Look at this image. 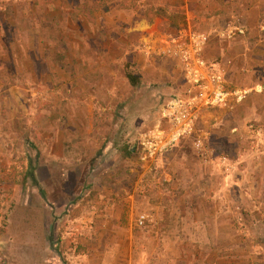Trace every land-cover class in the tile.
Returning <instances> with one entry per match:
<instances>
[{"label": "rangeland", "instance_id": "1", "mask_svg": "<svg viewBox=\"0 0 264 264\" xmlns=\"http://www.w3.org/2000/svg\"><path fill=\"white\" fill-rule=\"evenodd\" d=\"M199 34L226 102L151 155ZM0 264H264V0H0Z\"/></svg>", "mask_w": 264, "mask_h": 264}, {"label": "built area", "instance_id": "2", "mask_svg": "<svg viewBox=\"0 0 264 264\" xmlns=\"http://www.w3.org/2000/svg\"><path fill=\"white\" fill-rule=\"evenodd\" d=\"M209 41L206 34L189 35L165 49V54L183 67L187 93L167 103L159 125L143 136L144 149L151 155L163 152L194 133L201 103L219 106L226 102L225 71L216 70L204 56Z\"/></svg>", "mask_w": 264, "mask_h": 264}, {"label": "trees", "instance_id": "3", "mask_svg": "<svg viewBox=\"0 0 264 264\" xmlns=\"http://www.w3.org/2000/svg\"><path fill=\"white\" fill-rule=\"evenodd\" d=\"M127 77H128V79H129V81L131 82L132 85H135V86L138 85L139 79H138V77L136 75L128 74ZM184 96H186V94ZM184 96H179V97H176L175 99L181 98V97H184ZM134 151H135L134 147H132V148L131 147H126L125 153L127 155H131ZM31 173H32L33 176H35L34 172L31 171Z\"/></svg>", "mask_w": 264, "mask_h": 264}, {"label": "crops", "instance_id": "4", "mask_svg": "<svg viewBox=\"0 0 264 264\" xmlns=\"http://www.w3.org/2000/svg\"><path fill=\"white\" fill-rule=\"evenodd\" d=\"M210 38V37H209ZM209 44H210V41H209ZM209 44L207 45V47H206V49L208 48V46H209ZM207 60V59H206ZM208 61V63L210 64V65H212V67H215V69L217 70V69H219L220 71L221 70H224L225 71V74L226 73H228V65L227 64H224L223 62L224 61H222V62H211V61H209V60H207ZM226 62V61H225ZM230 64H231V62L232 61H228ZM227 63V62H226ZM226 70H227V72H226ZM225 76H224V83H226V80H225ZM144 217H142V219H143ZM144 221H142V223H143Z\"/></svg>", "mask_w": 264, "mask_h": 264}]
</instances>
